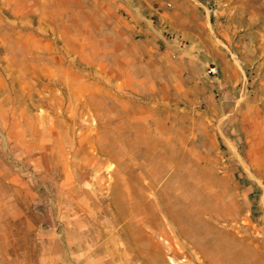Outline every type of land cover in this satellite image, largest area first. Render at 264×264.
<instances>
[{"label":"rangeland","instance_id":"obj_1","mask_svg":"<svg viewBox=\"0 0 264 264\" xmlns=\"http://www.w3.org/2000/svg\"><path fill=\"white\" fill-rule=\"evenodd\" d=\"M0 264H264V0H0Z\"/></svg>","mask_w":264,"mask_h":264}]
</instances>
